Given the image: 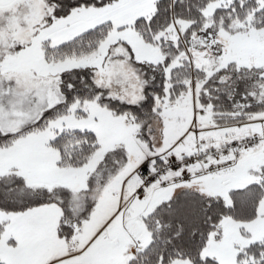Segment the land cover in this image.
Here are the masks:
<instances>
[{"label":"snow or ice","instance_id":"1","mask_svg":"<svg viewBox=\"0 0 264 264\" xmlns=\"http://www.w3.org/2000/svg\"><path fill=\"white\" fill-rule=\"evenodd\" d=\"M0 264H264V0H0Z\"/></svg>","mask_w":264,"mask_h":264}]
</instances>
